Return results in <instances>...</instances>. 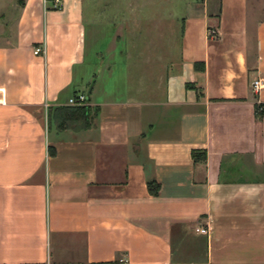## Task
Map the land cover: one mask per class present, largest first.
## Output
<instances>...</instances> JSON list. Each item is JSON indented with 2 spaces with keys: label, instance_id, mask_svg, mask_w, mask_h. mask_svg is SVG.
Instances as JSON below:
<instances>
[{
  "label": "crops",
  "instance_id": "obj_1",
  "mask_svg": "<svg viewBox=\"0 0 264 264\" xmlns=\"http://www.w3.org/2000/svg\"><path fill=\"white\" fill-rule=\"evenodd\" d=\"M82 3L0 0V264H264V0H184L178 46L79 74Z\"/></svg>",
  "mask_w": 264,
  "mask_h": 264
},
{
  "label": "rangeland",
  "instance_id": "obj_2",
  "mask_svg": "<svg viewBox=\"0 0 264 264\" xmlns=\"http://www.w3.org/2000/svg\"><path fill=\"white\" fill-rule=\"evenodd\" d=\"M82 9L86 65L79 74L107 61L109 48L150 43L155 31L157 44H180L184 0H83Z\"/></svg>",
  "mask_w": 264,
  "mask_h": 264
},
{
  "label": "trees",
  "instance_id": "obj_3",
  "mask_svg": "<svg viewBox=\"0 0 264 264\" xmlns=\"http://www.w3.org/2000/svg\"><path fill=\"white\" fill-rule=\"evenodd\" d=\"M49 3H52L54 0H46ZM255 116L257 118L264 117V106L263 105H256L254 107ZM63 117L61 118L60 128L67 126L68 124H73L76 122H82L84 127L88 126L89 119H90V108L89 107H72L69 109L63 110ZM192 160L194 162L206 160V154L204 152L197 153L192 152L191 154ZM148 191L151 195L156 196L158 192V185L154 182L148 183Z\"/></svg>",
  "mask_w": 264,
  "mask_h": 264
},
{
  "label": "built area",
  "instance_id": "obj_4",
  "mask_svg": "<svg viewBox=\"0 0 264 264\" xmlns=\"http://www.w3.org/2000/svg\"><path fill=\"white\" fill-rule=\"evenodd\" d=\"M53 7L55 9H59L61 7L60 0H54L53 1ZM209 36H214V31L209 32ZM43 53H44V51H42L41 48H35L33 50L34 56H38V55H41ZM250 88H251L253 95L258 96L260 94V92L262 91V89L264 88V80L261 78H255L250 83ZM68 105L71 107H85L87 105L86 96L85 95H78L74 98H71L68 101ZM257 105H261V104H257ZM196 232L203 234V235L208 234V230L204 229V228L197 229Z\"/></svg>",
  "mask_w": 264,
  "mask_h": 264
},
{
  "label": "water",
  "instance_id": "obj_5",
  "mask_svg": "<svg viewBox=\"0 0 264 264\" xmlns=\"http://www.w3.org/2000/svg\"><path fill=\"white\" fill-rule=\"evenodd\" d=\"M92 86H93V83H91V85H90V87H89V89H88L87 95H90L91 90H92Z\"/></svg>",
  "mask_w": 264,
  "mask_h": 264
}]
</instances>
